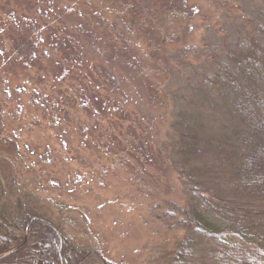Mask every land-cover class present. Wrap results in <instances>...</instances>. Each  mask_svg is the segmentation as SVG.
Instances as JSON below:
<instances>
[{"label":"rangeland","instance_id":"1","mask_svg":"<svg viewBox=\"0 0 264 264\" xmlns=\"http://www.w3.org/2000/svg\"><path fill=\"white\" fill-rule=\"evenodd\" d=\"M182 1L0 0V233L44 216L83 264L171 263L184 232L152 206L185 197L150 145L222 38L264 39V0ZM196 239L186 264H259L238 240Z\"/></svg>","mask_w":264,"mask_h":264},{"label":"trees","instance_id":"2","mask_svg":"<svg viewBox=\"0 0 264 264\" xmlns=\"http://www.w3.org/2000/svg\"><path fill=\"white\" fill-rule=\"evenodd\" d=\"M30 34H21L23 48L33 49ZM215 50L209 66L173 93L165 136L150 145L186 203L166 198L153 216L184 232L170 264H186L202 235L238 240L264 264V39L224 37ZM0 264H83V257L50 219L32 216L13 235L0 233Z\"/></svg>","mask_w":264,"mask_h":264}]
</instances>
